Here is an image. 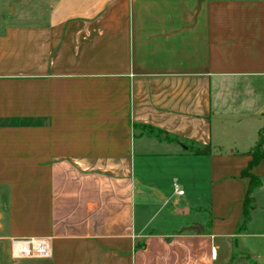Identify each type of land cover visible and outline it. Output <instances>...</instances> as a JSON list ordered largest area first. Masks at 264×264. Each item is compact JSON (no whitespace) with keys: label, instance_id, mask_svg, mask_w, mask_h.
<instances>
[{"label":"crops","instance_id":"crops-1","mask_svg":"<svg viewBox=\"0 0 264 264\" xmlns=\"http://www.w3.org/2000/svg\"><path fill=\"white\" fill-rule=\"evenodd\" d=\"M263 127L264 0H0V264H264Z\"/></svg>","mask_w":264,"mask_h":264},{"label":"trees","instance_id":"trees-1","mask_svg":"<svg viewBox=\"0 0 264 264\" xmlns=\"http://www.w3.org/2000/svg\"><path fill=\"white\" fill-rule=\"evenodd\" d=\"M253 161L249 165L248 169L243 171V176L250 178V186L245 198V207L242 214L241 223L239 225L238 233H240L247 222L250 220V204H251V195L255 188H257L261 182L260 179L256 176L251 175L250 171L255 167L259 162L264 161V127L260 133V139L257 147L252 153ZM246 259H248L246 257ZM250 264H255L252 260L248 259Z\"/></svg>","mask_w":264,"mask_h":264},{"label":"built area","instance_id":"built-area-1","mask_svg":"<svg viewBox=\"0 0 264 264\" xmlns=\"http://www.w3.org/2000/svg\"><path fill=\"white\" fill-rule=\"evenodd\" d=\"M180 195L183 194V192H179ZM44 246L43 244L31 240V241H14L12 243V250L13 255L16 258L20 257H30L33 255H44L46 252L42 249ZM216 251L213 250V257H216Z\"/></svg>","mask_w":264,"mask_h":264},{"label":"bare ground","instance_id":"bare-ground-1","mask_svg":"<svg viewBox=\"0 0 264 264\" xmlns=\"http://www.w3.org/2000/svg\"><path fill=\"white\" fill-rule=\"evenodd\" d=\"M43 246L44 247L42 249L44 250V252H47V247L44 244H43Z\"/></svg>","mask_w":264,"mask_h":264},{"label":"water","instance_id":"water-1","mask_svg":"<svg viewBox=\"0 0 264 264\" xmlns=\"http://www.w3.org/2000/svg\"><path fill=\"white\" fill-rule=\"evenodd\" d=\"M192 230L197 232V227H193Z\"/></svg>","mask_w":264,"mask_h":264},{"label":"rangeland","instance_id":"rangeland-1","mask_svg":"<svg viewBox=\"0 0 264 264\" xmlns=\"http://www.w3.org/2000/svg\"><path fill=\"white\" fill-rule=\"evenodd\" d=\"M13 243V242H12ZM33 256H35V255H33Z\"/></svg>","mask_w":264,"mask_h":264}]
</instances>
